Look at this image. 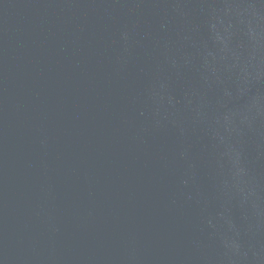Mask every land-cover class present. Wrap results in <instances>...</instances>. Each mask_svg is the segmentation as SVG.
I'll use <instances>...</instances> for the list:
<instances>
[{
	"label": "water",
	"instance_id": "95a60500",
	"mask_svg": "<svg viewBox=\"0 0 264 264\" xmlns=\"http://www.w3.org/2000/svg\"><path fill=\"white\" fill-rule=\"evenodd\" d=\"M0 264H264V0H0Z\"/></svg>",
	"mask_w": 264,
	"mask_h": 264
}]
</instances>
